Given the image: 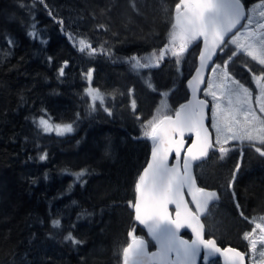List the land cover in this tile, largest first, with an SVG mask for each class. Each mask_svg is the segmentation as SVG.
Masks as SVG:
<instances>
[{
	"label": "trees",
	"instance_id": "1",
	"mask_svg": "<svg viewBox=\"0 0 264 264\" xmlns=\"http://www.w3.org/2000/svg\"><path fill=\"white\" fill-rule=\"evenodd\" d=\"M178 2L0 0V264H122L120 250L130 242L129 232L146 236L129 204L135 203V185L152 151L141 124L162 108V101L168 107L160 115H173L188 98L186 80L197 64L201 42L189 45L191 69L182 66L181 57L177 63L166 54L154 69L152 84L130 73L126 60L153 50L159 56ZM69 9L80 17L90 14L108 38L117 36L110 55L97 58L92 69L97 86H125V92L115 103L116 111L94 121L86 118L81 86L72 82L82 84L74 78L76 58L80 52L89 56V51H80V41L87 44V37L64 18ZM41 117L83 125L60 136L43 132ZM226 147L233 150L224 159L219 153L209 155V183H200L220 194L216 216L212 206L205 219L207 227L221 215V231L230 239L241 227L239 211L246 217L264 215V157L247 143ZM43 153L47 159L41 161ZM239 162L234 200L228 182ZM82 170L85 175L77 180L75 174ZM55 219L61 222L59 228L52 226ZM69 233L83 243L66 241Z\"/></svg>",
	"mask_w": 264,
	"mask_h": 264
},
{
	"label": "snow or ice",
	"instance_id": "2",
	"mask_svg": "<svg viewBox=\"0 0 264 264\" xmlns=\"http://www.w3.org/2000/svg\"><path fill=\"white\" fill-rule=\"evenodd\" d=\"M133 7L135 8V4ZM260 7L264 9V0H261ZM252 12L251 8L246 12L242 0H179L174 6V23L168 34V43L159 50V56L153 50L145 57L133 55L127 58L126 62L133 69L158 66L166 54L176 57L179 63V58L188 51L189 45L200 41L203 44L199 53L200 67L193 80L197 84H205L204 94L211 96L213 104L209 115L205 112L208 101L198 99V89L193 87V99L173 110V115H160L162 108L168 107L162 101V108H157L151 119L141 124L143 136L152 143L151 160L136 182V201H129V204L135 209V220L146 226L158 245V250L149 253L146 242L136 237L134 231L129 232L130 242L120 250L123 264H197L202 248L205 250V260L219 253L226 258L227 264H245V252L232 247L221 249L215 239L204 238L205 226L201 215L206 216L209 203L219 202L220 197L215 191L197 186L192 166L208 157L210 151L219 153V158L224 159L233 150L226 147L231 141L238 142L240 146L247 143L264 157V147H256L257 142L264 146V10L259 11V19ZM29 35L35 37L36 34L32 32ZM80 44V51H84L85 47L91 48L83 40ZM228 45L236 46L229 60L240 52L261 66L259 75L252 74L256 85L255 102L253 90L231 77L227 71L228 61L224 62L223 67L213 62L210 72L215 79L209 78L205 82L202 78V71L207 67L206 62L212 60L217 49L222 52L223 47ZM91 51L96 53L97 49L91 48ZM100 51L104 52V49L101 47ZM141 60L144 62L141 63ZM63 73L64 68L61 67L59 74ZM91 75V70L85 75L89 82ZM193 80L189 81V85L193 84ZM85 93L90 97V111L96 110L97 102L103 107L105 97L98 88L85 89ZM131 108L135 111V100L131 101ZM104 110L109 111L107 108ZM139 119L137 116V120ZM206 119L211 121L214 139L209 127L205 125ZM38 123L45 133L55 131L62 136L74 131L71 123L52 125L43 117ZM185 133L195 134V139L186 149ZM170 157L174 160L172 165L168 163ZM39 159L46 160L47 153L40 155ZM239 168L240 165L237 164L229 181L234 200L236 193L232 184ZM85 171L75 174L77 180L85 175ZM185 191L196 211L189 206ZM170 205L174 206V218L169 211ZM236 207L240 208L238 201ZM240 215L243 216V212ZM260 219L264 220V217ZM51 223L54 228H59L61 224L59 219L52 220ZM252 223L255 227L251 232L243 233L242 238L249 241L254 252L257 241L250 240V237L259 229L262 233L260 239L264 242V224L256 223L255 218ZM181 228H190L196 239L191 242L182 239L179 235ZM65 240L73 244L83 243L71 233L65 236ZM261 255L264 256V252Z\"/></svg>",
	"mask_w": 264,
	"mask_h": 264
},
{
	"label": "rangeland",
	"instance_id": "3",
	"mask_svg": "<svg viewBox=\"0 0 264 264\" xmlns=\"http://www.w3.org/2000/svg\"><path fill=\"white\" fill-rule=\"evenodd\" d=\"M260 4H261V0H247L248 9H250V8L253 9L252 15L257 19H259V17H258L259 11L264 10L260 7ZM253 6H255V7H253ZM68 12H69V14L64 17L66 22L69 23L71 26H75L77 29V33H79L80 35L84 34V36L87 37V40H88L87 44L91 45V48L97 49L96 53H92L91 48L85 47L84 49L89 51V56H86V57H84L85 53L80 52L79 55L81 56L83 61H82L81 65L78 69L76 76H74V78H76V79L78 78V80L82 84L76 85L75 81L72 79L73 84L77 88H79L80 86L82 88L81 93L83 94V99H84V103H85L86 110H87L86 118L94 121L95 118L105 114L106 112L111 113V112L116 111V108L114 107L115 103L117 102V99L121 95L124 94L123 92H125L124 91L125 86H122L121 88L118 87L119 89H115L114 87H110L109 90H105L103 88H100V86H97L96 75H95L94 70L92 69L93 63L95 62V60L97 58H100L103 55H109L107 53H110V51H111L110 48L116 47L117 44L114 41L117 39V36L113 35V36H110V38H108L106 35H104V33L101 32V30L99 28V23H98V25H95V23L93 21V17L90 14H88L87 16L83 15L82 17H80V16H78V14H74V12L71 13V9H69ZM45 35H47V33L43 32L42 40H45ZM101 47L104 49V52L100 51ZM235 49H236L235 45L226 46L225 52L217 59L215 64L221 65V67H223L224 62L228 61L227 71L230 73L231 77L235 78L236 80H239L242 84L245 85V87H249L253 90V93H254L253 100L255 102L256 85L254 83L252 74L255 73L256 75H259L260 71H261V66H259L255 61H252L251 57H248L245 54H241L240 52H237V55L234 56L231 60H229L228 59L229 56H232V52ZM82 54H84V55H82ZM135 56L145 57L144 55H135ZM180 61H181V64L183 67H186L187 69L192 68V66H191L192 60H191V56H189V52L184 53L183 56H181ZM143 62L144 61L141 60V63H143ZM65 65H67V66L69 65L68 61H67V64H65ZM245 65H247V67H245ZM128 66L130 68L129 72L130 73L134 72L137 79H140V80H142L146 83H149V84L156 82V80H155L156 72L154 71V69L157 66L151 67V68H146V69H133L132 67H130V64ZM249 69H251V72L249 71ZM89 70H91V73H92L90 82L87 79H85V75L89 72ZM193 70H194V68H193ZM182 73L184 76L183 70L181 71V74ZM209 78L215 79V77H211V72L209 74ZM70 81H71V79H70ZM88 88H98L100 90V92L102 94H104L105 99H104L103 107H101L99 102H97L96 103V110L90 111V109H89L90 97H88L85 93V89H88ZM218 95H219V93H218ZM203 96H205L209 100H211V102L213 104L211 96H206L204 94V90H203ZM105 108L109 109V111H105L104 110ZM210 112H211V110H210ZM39 120L40 119H38V122H39ZM48 122H49V124H52V125L63 124V123L54 122L52 120H48ZM72 125L74 128L73 132H75L80 127H82L83 124L82 123H72ZM210 125H211V121H210ZM49 133L56 134L55 131H52ZM68 134H70V133H67L65 135H68ZM234 142H236V141H231L229 144H232ZM240 155H241V152H240ZM205 162L206 161L198 164L196 167L197 175L200 178V179L198 178L199 182H201L202 184H206V183L208 184L209 178H210L209 165L206 164ZM238 164L240 165V162ZM237 173H238V171H236L235 174H237ZM228 184H229V182H228ZM228 188H229V185H228ZM229 190H230V193L229 192L228 193H229L230 198H231V189H229ZM215 205H216V203H214L212 205L213 206L212 208H214V211L212 214L213 217L216 216L215 211H217L219 209V208H215ZM218 206L219 205H217V207ZM240 212L241 211H239L238 216L241 220V227H240V229H237L238 231H235V230L232 231V232H236V233H234L236 236L235 238L228 239L225 237V235H227L229 233L224 234V232H222L224 230L220 228V225L223 223V221H222L223 219L221 218V215L219 216V214L217 215V219L215 221L216 223L212 227H208L209 232H211L213 235H215V237H217L220 241H223V242H232L233 241L234 243L237 242L241 246L247 248L250 252V264H264V256L261 255V253L264 252V242H262L260 239V237L262 235L261 231L259 229H257L253 233L252 237H250V240H256L257 241L256 250L254 252L251 250L249 241H246L242 238L243 233L251 232L252 229L255 227V224L252 223L253 218H255L256 223L264 224V220L260 219V217H264V215L255 216V217H248L247 216L248 219L245 220L244 217H246V216H244V215L241 216ZM232 224H233V222H232Z\"/></svg>",
	"mask_w": 264,
	"mask_h": 264
},
{
	"label": "water",
	"instance_id": "4",
	"mask_svg": "<svg viewBox=\"0 0 264 264\" xmlns=\"http://www.w3.org/2000/svg\"><path fill=\"white\" fill-rule=\"evenodd\" d=\"M242 3L244 4L243 1H242ZM244 6H245V10H246V12H247V7H246L245 4H244ZM241 23H244V21H242ZM237 27H239V25H238ZM233 31H235V29H234ZM226 40H227V37H226ZM202 49H203V44H201L200 52H201ZM200 52H199V53H200ZM220 52H221L220 49H217V51H216V55H214V56L212 57V60L206 62L207 67H206L205 69H203V71H202V78L204 79L205 82H207V80H208V78H209L210 69H211V67L213 66V62L215 63V61H216L218 55L220 54ZM199 67H200V60H199V55H198V58H197V66H196V68L194 69V71H193L192 74L188 77V79H187V81H186V87H187V90H188L189 96H188V98H187L184 102H182L181 104H186V103H188L189 100H192V99H193V91H192V90H193V87H196V88L198 89L197 92H196V97H197L198 99H201V100H205V99H206V100L208 101V106L205 108V112L208 113V114L210 115L211 101H210L209 99H207L206 97H204L203 94H202L203 89L205 88V84H197L196 81L193 80V77L196 76V70H197ZM190 80H193V84H192V85H189V81H190ZM181 104H180V105H181ZM178 108H179V107H178ZM205 125L209 127V131L212 133V138L214 139L215 135H214V131L212 130V128H211V126H210V119H206V120H205ZM184 139H185V141H186V144H185V149H186V148L188 147V145L191 144L192 140L195 139V134H194V133H192V134L185 133V137H184ZM210 152H211V151H210ZM210 152H209V154H210ZM183 156H184V152L182 151V153H181V157L183 158ZM208 157H209V156H208ZM208 157H206L203 161H205ZM150 160H151V154H150V157H149L147 163H148ZM203 161L196 162V163H194L193 166H192V172H193V175H194L195 178H196L197 186L202 187V188H206V189L209 190V191H215V192L218 194V196H219V192H218V190L213 189V188H209V187H205V186H201L200 183H199V181H198L197 173H196V165H197V164H200V163L203 162ZM147 163H146L145 167L147 166ZM168 163H169V165H172V164L174 163V160L170 157ZM145 167H144V168H145ZM144 168H143V169H144ZM142 172H143V170H142ZM142 172H141V173H142ZM136 197H137V195H136ZM185 198L188 200V202H189V206L192 207L193 211H196L195 207L192 205L191 198H190V196L188 195L187 191H185ZM135 201H136V200H135ZM214 203H215V202H210V203H209V206H208V212H209L210 207H211ZM134 211H135V209H134ZM169 211H170V213L172 214V216H173V218H174V217H175L174 206L170 205V206H169ZM204 216H205V215H203V214L201 215V221L204 223V226H205V228H204V238L206 239V237H205L206 225H205V222H204V220H203V217H204ZM136 222H137V224H138L142 229H144L145 232H146V236L138 235V236H136V237H138V238H142V239L146 242V244H147V250H148L149 253L156 252V251L158 250V245L156 244L155 240H153V238H152V237L150 236V234L148 233V230H147L146 226H144L143 224H141L139 221H136ZM185 231H188V232L193 236V238H192V239H189V238L185 237V236L183 235V233H184ZM179 235H180V237H181L182 239L188 240L189 242H191V241H193L194 239H196L195 234L191 231L190 228H181L180 231H179ZM211 239H215V238H211ZM215 240H216V239H215ZM150 241H152V242L154 243V246H155L154 249H151V248H150ZM216 242H217V246L220 247L221 249H223V248L218 244V241H217V240H216ZM228 247L236 248V247H233V246H228ZM236 249H238V248H236ZM238 250H239V249H238ZM239 251H241V250H239ZM241 252H242V251H241ZM203 253L205 254V251H204V249L202 248V249H201V253H200V255L197 257V264H200L201 257H202V254H203ZM217 256H221V257L223 258V263H224V264H227V262H226V258H225L222 254H219V253H218V254H217L216 256H214V257H217ZM214 257H209L208 260H205V259H204L205 263L209 262V260H210L211 258H214ZM122 264H123V263H122ZM245 264H247L246 256H245Z\"/></svg>",
	"mask_w": 264,
	"mask_h": 264
},
{
	"label": "flooded vegetation",
	"instance_id": "5",
	"mask_svg": "<svg viewBox=\"0 0 264 264\" xmlns=\"http://www.w3.org/2000/svg\"><path fill=\"white\" fill-rule=\"evenodd\" d=\"M209 212H210V210H209ZM209 212H208V214H207L206 216L203 217V220H204L205 225H206V232H205V237H206V239L215 238V239L218 241V244H219L222 248H226V247H228V246H233V247L238 248V249L241 250L242 252H245V256H246V260H247V264H250V252H249V250H248L247 248H245V247H243V246H241V245H239V246L234 245V244L231 243V242H223V241H220L217 237L211 235V233L209 232V229H208V227H207L206 221H205L206 217L209 215ZM183 235H184L185 237L189 238V239H192V238H193V236H192L188 231H185V232L183 233ZM151 243H152L153 246L151 245ZM150 248H151V249H154V248H155L154 243H153L152 241H150ZM204 251H205V250H204ZM200 264H224V263H223V258H222L221 256H217V257L211 258V259L209 260V262L205 263V261H204V253H203V254H202V257H201Z\"/></svg>",
	"mask_w": 264,
	"mask_h": 264
},
{
	"label": "bare ground",
	"instance_id": "6",
	"mask_svg": "<svg viewBox=\"0 0 264 264\" xmlns=\"http://www.w3.org/2000/svg\"><path fill=\"white\" fill-rule=\"evenodd\" d=\"M76 60H77V64H78V67H80V65H81V63H82V61H83V59L80 57H78V58H76ZM84 64V63H83ZM219 166V165H218ZM199 178V177H198ZM200 179V178H199ZM213 189H215V188H213ZM217 190V189H216Z\"/></svg>",
	"mask_w": 264,
	"mask_h": 264
}]
</instances>
